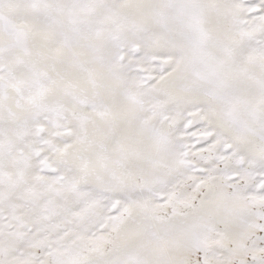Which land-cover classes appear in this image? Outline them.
Masks as SVG:
<instances>
[{
	"label": "snow or ice",
	"instance_id": "6c2138e0",
	"mask_svg": "<svg viewBox=\"0 0 264 264\" xmlns=\"http://www.w3.org/2000/svg\"><path fill=\"white\" fill-rule=\"evenodd\" d=\"M0 264H264V0H0Z\"/></svg>",
	"mask_w": 264,
	"mask_h": 264
}]
</instances>
